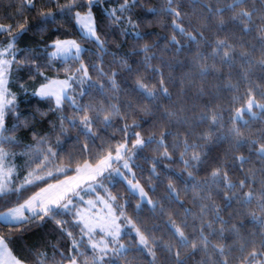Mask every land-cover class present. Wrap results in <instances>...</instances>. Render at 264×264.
<instances>
[{
    "label": "snow or ice",
    "instance_id": "6c2138e0",
    "mask_svg": "<svg viewBox=\"0 0 264 264\" xmlns=\"http://www.w3.org/2000/svg\"><path fill=\"white\" fill-rule=\"evenodd\" d=\"M49 3L55 7L37 8L35 0H19L18 4L8 5L15 8L14 12L0 16V21H11L0 22V34H6L8 41L0 42V228L7 229L0 231V264H121V261L129 264L126 254L130 251L150 257L148 264H157L158 253L164 258L159 264H188L197 253H202L198 264H232L234 251L239 252V264H264V231L242 235V222L237 227L222 215L234 202L241 210L255 204L254 211H234L230 216L248 215L252 222L264 226V126L252 124V121L264 122V0H231L230 3L191 0V14L183 10L184 0H165L161 8L148 9L151 15L171 18V24L165 27L172 29L168 44L174 46L176 54L196 46L191 71L178 82L180 98L172 101L169 85H177L172 69L181 65L175 55L157 57L156 44L145 43L139 50H133L136 56L143 53L141 60L133 61L136 64L133 68L128 59L117 58L112 53V63L129 76L135 74L132 92L136 100L118 103L112 101L120 99L118 94L122 89L117 77L121 72L105 69L107 40L98 30L93 11L104 0H67L64 4L49 0ZM137 3L138 0H123L118 8H104V13L111 25L121 24L123 13L130 12ZM27 10H36L41 34L57 15L70 16L80 39L56 36L39 48H17V41L30 28L25 16ZM128 24L134 31L124 30L126 36L140 41L152 35L135 30L138 24L131 17ZM82 42L95 45L96 52L92 53ZM167 50L165 45L163 51ZM89 53L95 55V61H85L83 57ZM19 55L23 59L17 60ZM157 59L159 65L153 63ZM57 63L61 67L56 69V75H46L44 69L54 68ZM13 69L17 74L27 71V82L18 85L25 95L26 84L41 78L32 95L48 101L51 113H59L56 121H50L49 134L41 135L28 120L21 121L19 98L11 90ZM61 71L63 79L59 78ZM194 76L199 77V83ZM208 77L222 83L209 87ZM153 79L156 83H151ZM16 80L23 77L17 75ZM189 87L197 89V99L209 97L199 112L197 105L189 107L183 99ZM221 88L236 93L228 108L213 102L219 98ZM86 96L89 102L83 103ZM93 96L103 100L93 101ZM165 100L169 103L164 104ZM66 106L73 109V115L65 114ZM9 115L16 120L11 127L7 124ZM149 120L158 131L145 135L137 130L143 129ZM114 121L123 124L108 139L100 137L97 125L107 128ZM169 125L176 126V130ZM21 127L31 128L34 144L23 145L26 151L17 154L12 149L21 146L15 134ZM69 127L79 129L76 138L79 151H67L62 156L61 137L67 135ZM117 132L121 139L113 143ZM80 135L84 136L83 141ZM96 140L100 143L95 144ZM224 144L227 148L222 156L210 157L213 146ZM152 145L156 156L152 157L151 175L141 183L134 171L141 167L137 157ZM18 157H27L22 166L15 163ZM254 157L261 167L246 168ZM175 159L182 167L175 171L163 165L173 172L174 178L162 179L158 165L163 160L174 163ZM205 166L212 167L210 176L199 177ZM18 169L26 171V175L16 184ZM237 171L242 179L233 178ZM153 178L161 183L167 181L160 199L149 195L156 191ZM121 181L126 185V194L112 191ZM257 182L259 188L255 187ZM33 188L36 190L25 196ZM182 193L190 195L193 207H184ZM219 196L224 200L223 207L216 202ZM12 197L16 198L15 203ZM131 199L136 204L129 214ZM145 206L151 219H164V235L157 236L160 226L141 217ZM49 220L59 236L67 238L64 248L51 245V257L46 251H34L31 247L26 249L27 254L15 252L14 239H23L30 228L43 226ZM226 233L235 237L232 245L224 243L228 238ZM125 235L131 237L128 243L124 242Z\"/></svg>",
    "mask_w": 264,
    "mask_h": 264
},
{
    "label": "trees",
    "instance_id": "16d2710c",
    "mask_svg": "<svg viewBox=\"0 0 264 264\" xmlns=\"http://www.w3.org/2000/svg\"><path fill=\"white\" fill-rule=\"evenodd\" d=\"M67 0H59L60 4L66 3ZM131 2V0H129ZM225 2L230 3L231 0H225ZM19 0H0V16H4L5 13H12L15 11V8L8 7L9 4H18ZM35 3L37 5V8H40L44 5H47L48 7H55L54 3H49V0H35ZM123 3V0H104V3L102 5H97L93 8V11L97 18L98 23V30L100 31V34L102 38H105L107 40V50L108 55L104 57V66L107 70L108 68H112L113 70H118L121 72V75L117 77L118 83L120 84V88L122 91L118 94L120 99L119 101H112L113 103L118 102H125L129 99H132L133 101L136 100V97L134 93L132 92V89L134 87V78L135 74L133 73L131 76L129 74L121 69H119V66L115 63H112L113 56L112 53H116L117 58L123 56L126 59H128V63L131 64L133 68L136 67V64L133 63V61H139L143 58V53H141L139 56H136L134 54V49L139 50V48L145 44V43H155L156 48L154 51L157 54V57L163 55L165 58L172 57L175 55L176 60H179L181 62V65H174L172 69V74L177 82L176 86L169 85V90L172 93V101H177L180 97L178 96L179 93V81L184 77V74L191 71V57L195 53L196 46L192 45L191 50L185 49L179 54L175 53L174 46L168 44V41L172 34L171 27H165V25L171 24V18L167 15H151L148 13V9L150 8H161L164 6L165 0H138V3L131 9L130 12L123 13L124 16V22L121 24H115L111 25V22L108 20L107 16L104 13V8H118L119 5ZM257 6H259L257 4ZM183 10L185 12H188L191 14L192 12V5L191 0H184L183 4ZM117 15H120V13H117ZM25 16L29 20L30 28L29 30L20 37V39L17 41V48L25 49L27 47L30 48H39L43 46V42H50V39L55 38L56 36H59L60 38H74V39H80V33L77 29V26L75 25L73 19L70 16H61L57 15L54 22H49L46 26V31L41 34L38 31V28L41 27L40 18L37 16L36 10H27L25 12ZM128 17H131V20L134 23L138 24V29L142 33H152L150 37H145V39L137 41L135 40L131 35L126 36L124 34V30H127L128 32L134 31L129 24H128ZM3 23H9L11 21L3 20L0 21ZM111 25V26H110ZM57 28H59V31H55ZM214 31V30H213ZM237 34L239 35L238 29L236 30ZM206 35L211 36V33L206 32ZM179 38V37H178ZM246 40H251V37H245ZM0 42L7 43V36L6 34H0ZM254 42V41H253ZM84 43V46L86 48H89L92 50V53L96 52L95 45L87 42ZM165 45H168L167 51H163ZM203 50V48L201 49ZM85 61L96 60L95 55L89 53L85 54L84 57ZM23 59V55L17 56V60ZM154 64L159 65L160 60L157 59L153 61ZM61 66L59 63H57L54 68H48L44 69L45 74L48 76L54 77L56 75V69H59ZM15 69V66H14ZM13 69V83L11 84V90L15 92L19 98V111L22 113L20 119L21 121L28 120L32 127H34L35 131L41 135L49 134L50 133V121H56L57 114H53L49 111L50 103L48 101H42L38 98H35L32 95V92L35 87L39 86V83L42 82L41 78H37L36 81L28 82L26 84L27 86V95H25L24 91L19 88V83L27 82V71H21L20 73H15V70ZM165 75L168 73V69L165 68ZM23 77V80H16V76ZM63 79V72L61 71L60 77ZM255 78V77H254ZM93 79H96L95 73H93ZM158 79V77H157ZM194 79L197 83H199V77L194 76ZM151 83H156V79H153ZM208 86L210 87L213 84H221L222 81L215 80L213 77L207 78ZM243 87L240 89V92H243ZM215 95V93H214ZM233 95H236V93L229 92L221 88L218 96L219 98L213 101L216 104L222 105L224 108H228L230 106V100ZM79 99V97H77ZM93 101L96 100H103V97L100 96H93ZM185 103L191 107L193 104L197 105L196 111L199 112L205 107V101L209 99L208 96L201 97L197 99V89L195 87H189L186 89L185 95L183 97ZM83 103L89 102V97L83 98ZM164 104H168V101H163ZM238 106V105H236ZM40 113H47L48 115L46 117L41 116ZM65 114L68 116L73 115V109L70 106L65 107ZM189 115H192L191 112L188 113ZM227 115V114H226ZM136 119H139V116L136 117ZM149 119V118H145ZM14 123H16L15 117L12 115H9L7 118V124L9 127H11ZM128 123H131V120L128 121ZM123 124V121H114L113 126L105 128L104 125L99 124L97 125L99 135L102 138L108 139L116 129L121 127ZM252 124L254 127H261L264 126V122L262 121H252ZM65 126L68 127L67 122H65ZM169 127L173 128V130H176V126L169 125ZM201 127L207 128V125H202ZM138 131H142L145 135L149 134L152 131H158V129H154L152 127L151 120H149V123H145L143 125V129H137ZM58 131V129H57ZM181 133L183 134V129H180ZM79 129L76 128H70L68 130V133L66 136L61 137V140L63 141V151L61 152V155L63 156L67 151H79V143L77 141V135H78ZM17 138L21 142L20 147H15L12 149V151L16 152L17 154L23 153L26 151V149L23 147V145L27 144H34V141L32 139V130L29 127H21L17 130L15 133ZM51 139L54 142L55 141V135H51ZM80 141L84 140V136L80 135ZM121 139V134L119 132L116 133L115 140L113 143L119 141ZM171 137H169V141H171ZM100 141L96 140L95 144H99ZM155 148V145H152L151 148L145 149L143 153L137 157V163L141 165L140 168L134 169V171L137 173V179L141 181V183H144V180L147 179L151 173H150V165L152 163V157L156 156L155 151L153 150ZM227 148V144H224L223 146H213L212 150L210 152V157H217L222 156L224 149ZM178 155V154H176ZM147 158V159H146ZM27 157H18L16 160L20 166H22L25 163V160ZM210 164H212V161L210 160ZM163 165H169L172 169L175 171H179V169L182 167L180 165L178 159H175V162H170L168 160L161 161V164L158 165L157 171L161 173L162 179L165 176H173V172L167 171ZM246 168H253V169H259L261 167V164L256 161V158L254 157L251 164L245 165ZM212 171L211 166H205L204 170L200 171L198 173L199 177H206L210 176V173ZM21 175H26V171L21 170ZM20 175V176H21ZM230 175H233L232 172H230ZM260 173L257 172V181L259 180ZM174 178V176H173ZM234 179H242L243 177L240 175V173L237 171L235 172V175L233 177ZM21 179H16V184H19ZM167 181L164 180L163 183L156 181L155 178H153L152 183L156 184V191L155 193L149 192V195L152 196L153 199H160L164 195V184ZM43 186V185H41ZM180 187H183V185H180ZM255 187L259 188V183L255 185ZM145 188L147 190L148 185L145 184ZM36 189H30L25 193V196L30 195L32 191H35ZM113 192H120L121 194L127 193V188L124 182H119L116 184V187L112 189ZM247 191V189H245ZM12 202L15 203L16 198L12 197ZM181 199L185 200L184 207H193V202L191 200L190 195L185 196L183 193L181 194ZM216 202L223 207L224 206V200L222 196L216 197ZM123 203V200L121 201ZM131 207L128 208L129 214H132L134 206L136 204L135 199L130 200ZM11 206V205H9ZM2 210V209H0ZM196 211L197 209H193ZM255 204L250 206L248 209L241 210L239 208V205H237L235 202L233 203L232 208L226 209L224 212H222V215L225 219H230L231 224H236L237 227H240V223L242 222L243 226L240 227V232L242 235L247 236L250 233H259L261 231H264V226L259 224V222H252L251 216L248 215H232L230 216V213H233L234 211H254ZM259 215V213L257 212ZM141 217L145 220H149V223H155L160 226V229L156 231L157 236L164 235L166 232V229L164 228V219L163 218H156L151 219V213L149 212V209L147 206L144 207L143 212L141 213ZM65 219H69V217H64ZM231 226V225H230ZM217 227H219V224H217ZM55 225L54 223L49 220L47 221L43 226H36L30 228V230L26 233H24L23 239L16 238L14 239V250L17 253L23 252L24 254H27L26 249L31 247L34 251L39 249L40 251H46L48 256L51 257L53 249L51 245H57L60 248H64L65 245L68 243L67 238H61L59 236V233L54 230ZM0 231L7 232L6 228H0ZM78 233V229L76 230ZM226 236L228 237L224 243L228 245H232L235 237L232 233H226ZM167 238V237H166ZM131 237L128 235H125L124 242L128 243L130 241ZM70 246V245H69ZM88 255L91 256V251L88 252ZM158 255V262L159 260H163V256H161L159 253ZM127 260L129 261V264H148V261L150 257L147 255H143L136 251H130L126 254ZM232 264H239V252L234 251L231 253ZM202 253H197L195 256L191 257L188 260V264H198V261L201 259ZM57 259H59V256H57ZM121 264H124L123 261H121Z\"/></svg>",
    "mask_w": 264,
    "mask_h": 264
},
{
    "label": "rangeland",
    "instance_id": "374dc122",
    "mask_svg": "<svg viewBox=\"0 0 264 264\" xmlns=\"http://www.w3.org/2000/svg\"><path fill=\"white\" fill-rule=\"evenodd\" d=\"M15 163H16L17 165H19L18 162H17V160H15ZM18 172H19V178H18V180L21 179V181H22L24 176L21 175V170H20V169H18ZM20 175H21V176H20ZM129 178L131 179L130 176H129Z\"/></svg>",
    "mask_w": 264,
    "mask_h": 264
}]
</instances>
